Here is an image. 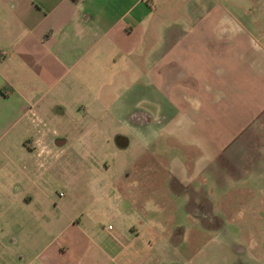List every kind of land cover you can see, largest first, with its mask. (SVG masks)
<instances>
[{"label": "crops", "instance_id": "0c3cea01", "mask_svg": "<svg viewBox=\"0 0 264 264\" xmlns=\"http://www.w3.org/2000/svg\"><path fill=\"white\" fill-rule=\"evenodd\" d=\"M255 2L0 0V172H17L10 195L23 196L30 164L41 167L68 135L133 154L171 142L179 157L167 175L185 185L263 127L264 51L236 17ZM52 119H68L69 131L45 128ZM130 158L110 182L128 176Z\"/></svg>", "mask_w": 264, "mask_h": 264}, {"label": "rangeland", "instance_id": "374dc122", "mask_svg": "<svg viewBox=\"0 0 264 264\" xmlns=\"http://www.w3.org/2000/svg\"><path fill=\"white\" fill-rule=\"evenodd\" d=\"M241 6L257 22L237 14L239 26L264 51V0ZM239 136L185 185L168 176L179 157L171 142L133 154L68 135L30 164L22 197L10 195L17 172L4 169L0 264H264V125ZM129 158L128 176L110 182Z\"/></svg>", "mask_w": 264, "mask_h": 264}]
</instances>
